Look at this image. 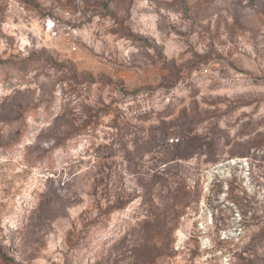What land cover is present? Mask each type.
Here are the masks:
<instances>
[{
  "label": "rangeland",
  "instance_id": "1",
  "mask_svg": "<svg viewBox=\"0 0 264 264\" xmlns=\"http://www.w3.org/2000/svg\"><path fill=\"white\" fill-rule=\"evenodd\" d=\"M0 264H264V0H0Z\"/></svg>",
  "mask_w": 264,
  "mask_h": 264
}]
</instances>
